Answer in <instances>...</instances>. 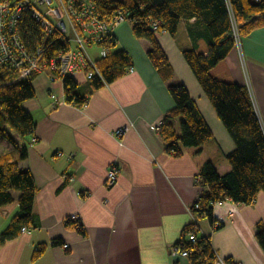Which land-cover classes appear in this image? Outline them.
Returning <instances> with one entry per match:
<instances>
[{"label": "crops", "instance_id": "crops-1", "mask_svg": "<svg viewBox=\"0 0 264 264\" xmlns=\"http://www.w3.org/2000/svg\"><path fill=\"white\" fill-rule=\"evenodd\" d=\"M114 37L116 48L131 57V72L91 93L82 108L64 102L63 82H50L47 73L36 75L35 96L22 103L33 119V136L24 141L8 132L14 146L0 138V161L11 155L34 179L37 223L0 243V264H190L173 257L170 248L192 222L189 208L203 191L196 184L199 171L211 162L224 176L230 171L226 156L236 148L182 54L191 49L208 54L203 26L182 20L174 36L157 34L173 70L167 82L148 59V41L136 39L129 23L120 25ZM211 75L247 88L264 132V27L241 37L240 47L234 46ZM74 80L87 96L84 75ZM175 84L185 86L213 135L200 152L189 148L179 158L165 151L157 133L174 107L168 87ZM179 125L180 119L172 122L176 133ZM125 127L117 138L114 132ZM24 146L26 158L19 160ZM111 164L119 174L106 187ZM63 175L73 180L64 181ZM12 195L14 202L0 208V235L18 212V193ZM212 214L221 227L200 218L195 231L208 238L213 251L238 264H264L255 237L256 225H264L263 192L250 206L216 203ZM73 215L84 234L65 226ZM36 248L42 253L34 259Z\"/></svg>", "mask_w": 264, "mask_h": 264}, {"label": "trees", "instance_id": "trees-1", "mask_svg": "<svg viewBox=\"0 0 264 264\" xmlns=\"http://www.w3.org/2000/svg\"><path fill=\"white\" fill-rule=\"evenodd\" d=\"M96 5L102 16L111 14L113 10L127 11V20L134 37L148 41V59L165 82L172 78L173 70L158 42L157 34L166 32L174 36L182 20L195 19L203 26L208 54L204 56L192 49L184 50L182 54L236 148L226 156L230 171L224 176H219L211 162L203 164L196 181L203 191L189 209L195 220L207 218L212 226L221 227L212 214L214 204L230 201L250 206L260 192L264 193V132L247 88L236 83L220 81L211 75V70L223 61L235 46L233 23L240 38L264 27V1L96 0ZM154 22L159 23L157 30L150 27ZM21 33L30 47L39 41V29L29 16L25 17ZM107 48L109 53L106 57L95 61L100 75L86 80L87 96L78 92L74 79L67 78L63 81L66 104L82 108L87 104L91 93L128 74L132 67L128 53L117 49L116 43L113 42L107 44ZM14 73L15 70L0 69V138L13 146L15 144L7 129L24 141L34 133L33 119L22 108V103L35 96L32 80L36 76L28 74L26 79L14 81ZM168 91L174 101V107L165 114L157 132L165 151L174 158L181 157L184 150L189 148L198 149L200 152L203 145L213 140L212 132L184 85H170ZM176 119H180L179 133H176L172 126ZM26 155V147H21L19 160H24ZM13 192L18 193V212L1 233V244L16 238L22 228L37 226L33 213L36 195L34 179L30 172L19 170L16 158L6 155L0 161V208L14 202ZM196 204L198 208L195 207ZM65 226L84 234V228L79 221L67 218ZM196 228V224L190 222L177 244L182 249L191 251L188 257L190 264L211 262L214 253L208 238L200 236L194 244L186 241L187 233L195 231ZM255 237L264 250L262 223L256 225ZM41 253L42 249L39 248L34 259Z\"/></svg>", "mask_w": 264, "mask_h": 264}, {"label": "built area", "instance_id": "built-area-1", "mask_svg": "<svg viewBox=\"0 0 264 264\" xmlns=\"http://www.w3.org/2000/svg\"><path fill=\"white\" fill-rule=\"evenodd\" d=\"M264 0H253L260 3ZM56 3V7L53 6ZM29 16L39 29V41L32 47L28 46L22 36L21 26L25 17ZM127 11L113 10L111 14L102 16L97 11L96 0H2L0 2V69L15 70L16 77L43 73L48 74L50 82H63L67 78L75 79L77 74H83L86 80L94 75H100L95 64L97 59L89 53L90 47L99 51L98 58L109 53L107 44L116 43L115 30L126 23ZM234 26V42L240 47L241 38ZM153 30L159 27L158 22L150 26ZM132 71V67L129 72ZM128 72V73H129ZM17 79V80H19ZM16 80V79H15ZM161 125V124H160ZM128 128H120L114 132L121 138ZM36 141L32 139V143ZM118 167L111 164L104 178V185L112 187L118 178ZM64 181H72L67 175ZM223 202H219L221 204ZM198 208V205L195 206ZM190 212V209H189ZM191 214V212H190ZM192 222H196L191 214ZM72 220H77L73 215ZM196 224V223H195ZM22 228L21 231H26ZM196 231L186 235V241L196 243L199 240ZM66 248V245H64ZM39 248H36L38 251ZM211 262L203 264H238L225 259L215 251ZM170 254L176 258L188 259L191 251L182 249L175 244L170 248Z\"/></svg>", "mask_w": 264, "mask_h": 264}, {"label": "rangeland", "instance_id": "rangeland-1", "mask_svg": "<svg viewBox=\"0 0 264 264\" xmlns=\"http://www.w3.org/2000/svg\"><path fill=\"white\" fill-rule=\"evenodd\" d=\"M117 1H123V0H117ZM53 6H55L56 7V3L55 2H53ZM127 23H129L128 21H127ZM130 24V23H129ZM98 50L96 49V47H90L89 48V53H90V55L93 57V58H95V59H98V56H99V54H98V52H97ZM15 76V78L13 79L14 81H16L17 79H19V77H16L17 75H14ZM16 79V80H15ZM22 79H26V75H23V78ZM7 131L9 132V130L7 129Z\"/></svg>", "mask_w": 264, "mask_h": 264}]
</instances>
